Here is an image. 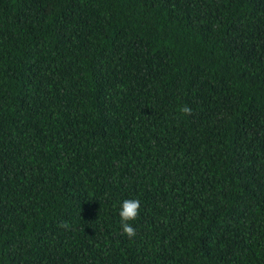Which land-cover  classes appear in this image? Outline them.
Instances as JSON below:
<instances>
[{"label": "trees", "instance_id": "obj_1", "mask_svg": "<svg viewBox=\"0 0 264 264\" xmlns=\"http://www.w3.org/2000/svg\"><path fill=\"white\" fill-rule=\"evenodd\" d=\"M0 264H264V0H0Z\"/></svg>", "mask_w": 264, "mask_h": 264}, {"label": "clouds", "instance_id": "obj_2", "mask_svg": "<svg viewBox=\"0 0 264 264\" xmlns=\"http://www.w3.org/2000/svg\"><path fill=\"white\" fill-rule=\"evenodd\" d=\"M179 113H182L186 116H190L192 114V110L190 107L186 105H182L178 109ZM140 210V201L138 199H125L120 207L119 217H120V227L124 235H126L129 239L134 238L136 236V229L132 226V221H135L139 215ZM61 227L67 228L68 225L66 222L61 224Z\"/></svg>", "mask_w": 264, "mask_h": 264}]
</instances>
